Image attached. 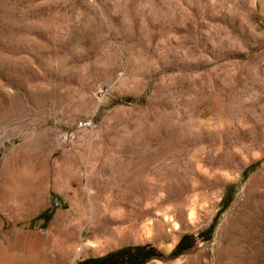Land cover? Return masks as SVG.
Wrapping results in <instances>:
<instances>
[{
	"label": "rangeland",
	"instance_id": "374dc122",
	"mask_svg": "<svg viewBox=\"0 0 264 264\" xmlns=\"http://www.w3.org/2000/svg\"><path fill=\"white\" fill-rule=\"evenodd\" d=\"M0 234L264 264V0H0Z\"/></svg>",
	"mask_w": 264,
	"mask_h": 264
},
{
	"label": "trees",
	"instance_id": "16d2710c",
	"mask_svg": "<svg viewBox=\"0 0 264 264\" xmlns=\"http://www.w3.org/2000/svg\"><path fill=\"white\" fill-rule=\"evenodd\" d=\"M183 242L184 237H181L170 254L176 255L187 248L188 245H185ZM118 253L120 258L118 260L113 258L107 264H140L150 257L162 256V254L150 246L125 247L118 250Z\"/></svg>",
	"mask_w": 264,
	"mask_h": 264
},
{
	"label": "bare ground",
	"instance_id": "6f19581e",
	"mask_svg": "<svg viewBox=\"0 0 264 264\" xmlns=\"http://www.w3.org/2000/svg\"><path fill=\"white\" fill-rule=\"evenodd\" d=\"M0 237H1V234H0ZM87 244H90V243H87ZM81 249H82V246L81 245L78 246L76 255L80 252ZM3 251H5V252L3 253ZM4 254L10 255V257L4 258L5 257ZM1 255H0V264H32V262H28L24 258V255L20 252L19 253H16V252H7L6 253V250H2ZM76 255H75V257H76ZM35 263H39V262H34L33 264H35Z\"/></svg>",
	"mask_w": 264,
	"mask_h": 264
}]
</instances>
